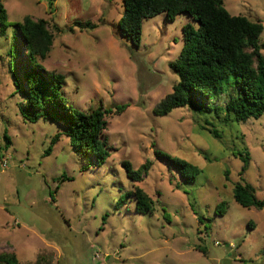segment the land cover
<instances>
[{
    "label": "rangeland",
    "instance_id": "rangeland-1",
    "mask_svg": "<svg viewBox=\"0 0 264 264\" xmlns=\"http://www.w3.org/2000/svg\"><path fill=\"white\" fill-rule=\"evenodd\" d=\"M2 2L8 23L27 16L48 22L54 41L40 61L64 75L68 104L86 113L110 106L111 112L104 134L110 157L103 165L94 166L65 135L52 143L62 124L23 119V95L14 83L23 59L16 46L10 53L14 25L0 35V253L14 252L21 264H264V209L245 208L233 195L236 184L248 183L264 199V115L226 124L223 114L189 107L153 113L179 80L170 63L182 49L183 26L197 25L193 18L180 14L169 22L160 14L148 20L135 47L118 28L123 0ZM224 4L232 15L264 26V0ZM78 22L97 28L81 30ZM232 90L224 84L212 101L223 105ZM121 104L129 106L118 114ZM155 149L198 166L195 182L182 181L155 158ZM245 150L250 164L242 173L238 154ZM147 160L148 174L131 181L122 162L137 170ZM136 187L153 200V214L136 212L127 197ZM222 202L223 216L216 214ZM96 253L101 259H94Z\"/></svg>",
    "mask_w": 264,
    "mask_h": 264
},
{
    "label": "trees",
    "instance_id": "trees-1",
    "mask_svg": "<svg viewBox=\"0 0 264 264\" xmlns=\"http://www.w3.org/2000/svg\"><path fill=\"white\" fill-rule=\"evenodd\" d=\"M123 6L118 28L121 36L135 47H139L142 41L144 23L160 14H165L169 22H174L180 14H188L197 23L195 27L187 24L182 28V49L170 63L179 80L173 91L153 108L155 116H166L174 109L184 107L199 112H214L218 118L223 114L222 120L226 124L246 122L264 115V45L261 41L264 26L260 21L232 15L226 9L224 0H123ZM11 25L16 29V45L14 43L10 53L17 47L19 57L23 59L16 65L17 73L14 74L17 92L23 95L19 103L23 119L28 122L40 119L60 122L63 131L56 135L52 143L65 135L94 166L103 165L110 157V146L104 134L108 126L105 117L111 111L98 108L86 113L68 104L64 97V75L47 71L40 61L47 58L54 41L48 22L27 16L20 23H8L7 10L0 0V35L6 36V30ZM77 25L81 30L97 28L90 22H78ZM224 84L232 85L233 90L225 103L219 105L212 98L222 94ZM128 106L118 105L116 112L121 114ZM208 131L221 138L216 129ZM4 138L9 146L11 139L7 133ZM51 151L50 146L45 154L50 155ZM154 156L166 162L184 182H195L201 172L191 162L162 150L155 149ZM238 156L243 162L241 171L244 173L250 164V153L245 150ZM122 166L131 181L140 182L148 174L152 163L147 160L137 170L129 161H123ZM233 195L235 201L245 208L264 209V199L258 198L251 184H236ZM127 197L135 200L137 213H154V202L143 189L136 187ZM51 198L53 200V196ZM121 204H124L122 198L117 207ZM226 208V202L220 203L216 214L223 216ZM0 264L21 263L14 252H2Z\"/></svg>",
    "mask_w": 264,
    "mask_h": 264
},
{
    "label": "built area",
    "instance_id": "built-area-1",
    "mask_svg": "<svg viewBox=\"0 0 264 264\" xmlns=\"http://www.w3.org/2000/svg\"><path fill=\"white\" fill-rule=\"evenodd\" d=\"M95 259H101V254L96 253Z\"/></svg>",
    "mask_w": 264,
    "mask_h": 264
},
{
    "label": "water",
    "instance_id": "water-1",
    "mask_svg": "<svg viewBox=\"0 0 264 264\" xmlns=\"http://www.w3.org/2000/svg\"><path fill=\"white\" fill-rule=\"evenodd\" d=\"M109 108H110V106H108V107L106 108V110H109Z\"/></svg>",
    "mask_w": 264,
    "mask_h": 264
},
{
    "label": "crops",
    "instance_id": "crops-1",
    "mask_svg": "<svg viewBox=\"0 0 264 264\" xmlns=\"http://www.w3.org/2000/svg\"><path fill=\"white\" fill-rule=\"evenodd\" d=\"M7 246H9V245H7ZM94 259H95V257H94Z\"/></svg>",
    "mask_w": 264,
    "mask_h": 264
}]
</instances>
